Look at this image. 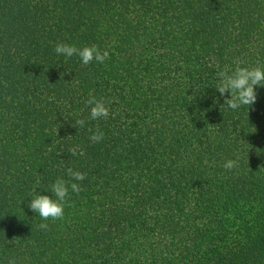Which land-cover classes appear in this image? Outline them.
Returning a JSON list of instances; mask_svg holds the SVG:
<instances>
[{"label": "trees", "instance_id": "1", "mask_svg": "<svg viewBox=\"0 0 264 264\" xmlns=\"http://www.w3.org/2000/svg\"><path fill=\"white\" fill-rule=\"evenodd\" d=\"M237 66L264 69V0H0V264H264V87L236 110L215 88ZM68 168L43 221L30 193Z\"/></svg>", "mask_w": 264, "mask_h": 264}, {"label": "clouds", "instance_id": "2", "mask_svg": "<svg viewBox=\"0 0 264 264\" xmlns=\"http://www.w3.org/2000/svg\"><path fill=\"white\" fill-rule=\"evenodd\" d=\"M54 52L57 55H63L64 57L78 56L84 65H88L93 60L98 63H104L109 59V52L107 50L101 51L97 45H91L77 48L75 45H69L67 43L59 42L54 47ZM219 82L215 88L219 92L220 96L224 97L226 94L230 95V98L224 100V104L232 110H236L241 106H247V108L253 105L256 101L255 86L264 87V69L259 66L254 67H240L237 66L234 70L230 71L227 67L218 71ZM85 104L90 106V119L98 120L101 118L106 119L109 116V108L106 106L103 99H97L95 96L89 95V98L85 101ZM85 120L77 119L74 122L73 127H84ZM89 139L93 143H98L104 138V133L97 127ZM255 131V128H254ZM253 131V132H254ZM79 152L78 146L70 147L68 153L71 156H76ZM223 167L226 170H231L238 167L237 160H227ZM67 174L71 178L66 181L62 178H57L50 186V192L55 196V199L48 195H41L36 192V187L33 188L30 193L31 200L28 207L39 215L41 220L52 221L63 219L65 205L71 206L66 199L69 194V188L73 193L79 194L82 190L78 183L72 181H82L85 179V174L79 171H75L72 168L67 169ZM39 181H37L38 187ZM37 227L41 230H48L47 223H38ZM8 264H16L15 259H10Z\"/></svg>", "mask_w": 264, "mask_h": 264}]
</instances>
